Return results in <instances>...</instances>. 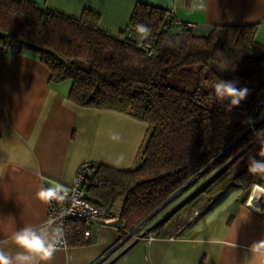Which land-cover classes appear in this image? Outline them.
I'll use <instances>...</instances> for the list:
<instances>
[{
  "label": "trees",
  "instance_id": "trees-1",
  "mask_svg": "<svg viewBox=\"0 0 264 264\" xmlns=\"http://www.w3.org/2000/svg\"><path fill=\"white\" fill-rule=\"evenodd\" d=\"M99 19L91 9L72 17L28 0H0V45L37 52L50 80H70L68 98L75 104L117 110L150 127L138 167L90 163L88 199L132 230L204 171L232 168L229 184L240 190L243 204L254 185L264 187V176L248 171L250 159H264L255 135L264 130V117L242 135L255 104L264 115V44L255 38L257 24L216 25L197 35L170 10L141 2L128 34L103 31ZM138 24L150 28L146 38ZM144 40L152 42L151 54ZM219 79H238L250 90L231 112L214 96ZM83 231L81 221L70 220L67 245L86 244Z\"/></svg>",
  "mask_w": 264,
  "mask_h": 264
},
{
  "label": "crops",
  "instance_id": "crops-1",
  "mask_svg": "<svg viewBox=\"0 0 264 264\" xmlns=\"http://www.w3.org/2000/svg\"><path fill=\"white\" fill-rule=\"evenodd\" d=\"M28 1L72 17L91 9L112 35L128 34L135 5L149 3L171 10L197 35L216 25L257 24L255 38L264 44V0ZM70 86L67 79L50 80L32 49L0 59V248L12 256L19 250L16 231L57 225L48 203L36 197L41 186L71 184L86 161L122 170L141 163L149 125L117 110L79 106L68 98ZM237 197L201 214L194 209L167 233L148 230L149 239L122 241L121 221L109 216L86 244L58 246L50 264H248L250 246L264 239V197L259 210Z\"/></svg>",
  "mask_w": 264,
  "mask_h": 264
},
{
  "label": "clouds",
  "instance_id": "clouds-1",
  "mask_svg": "<svg viewBox=\"0 0 264 264\" xmlns=\"http://www.w3.org/2000/svg\"><path fill=\"white\" fill-rule=\"evenodd\" d=\"M136 31L146 38L151 30L144 24H138ZM213 92L216 100L228 112L239 107L250 94L247 87L239 86L238 79L217 80L213 86ZM254 122L252 117H248L244 121L249 125ZM255 135L258 142L264 145V130H257ZM261 156H264V151L261 152ZM248 171L253 175L264 176V159H250ZM66 195L67 190L60 185L56 187L41 186L36 193V197L44 203H49L54 199L64 200ZM12 239L19 250L12 256L0 248V264H50L58 250V245L63 242V229L59 225L53 227L51 224L40 227L28 225L16 231ZM249 252L251 257L248 264H264V239L254 242L250 246Z\"/></svg>",
  "mask_w": 264,
  "mask_h": 264
},
{
  "label": "rangeland",
  "instance_id": "rangeland-1",
  "mask_svg": "<svg viewBox=\"0 0 264 264\" xmlns=\"http://www.w3.org/2000/svg\"><path fill=\"white\" fill-rule=\"evenodd\" d=\"M260 116L261 114L258 113L253 114L252 118L255 122L250 125L251 131H255L260 122ZM219 169L220 167L210 172L204 171L195 177L189 185L165 202L153 216L145 222L142 221V225L135 231L154 229V232L159 230L161 233H167L179 226L186 215L191 214L194 209H198L201 214L200 211L205 208H211L220 205V203L224 204L227 201L231 202L235 196L240 194L237 189L235 190V187L229 184L233 169L225 167L218 173ZM119 205L118 201L115 209ZM166 217L167 219L164 221Z\"/></svg>",
  "mask_w": 264,
  "mask_h": 264
},
{
  "label": "built area",
  "instance_id": "built-area-1",
  "mask_svg": "<svg viewBox=\"0 0 264 264\" xmlns=\"http://www.w3.org/2000/svg\"><path fill=\"white\" fill-rule=\"evenodd\" d=\"M171 13L173 14L172 11ZM176 21L178 24L182 23L178 20ZM188 26L191 27V25ZM132 37L134 39L138 38L136 35H132ZM142 48L147 54H151L153 52V44L148 40H144ZM13 51L14 49L0 45V59H6ZM258 106L259 104L254 105L252 109V116L254 113H257ZM262 117H264V115L260 116L259 120H261ZM90 166V162H83L75 174L72 183L62 186L67 190V195L65 196L64 200L54 199L48 203V217L55 220L56 224L61 226L63 229V242L58 246L67 245L66 233L70 220H79L83 223V237L84 240L88 242L92 234L100 225L101 221L108 217L109 210L107 207L96 205L92 203L87 197L86 187L89 183L91 171ZM140 225H142V223L135 226L132 230H126L125 223L121 221V230L123 232L122 241L130 237L151 238L152 236L148 233V230H141L138 234H135V230L139 228Z\"/></svg>",
  "mask_w": 264,
  "mask_h": 264
},
{
  "label": "bare ground",
  "instance_id": "bare-ground-1",
  "mask_svg": "<svg viewBox=\"0 0 264 264\" xmlns=\"http://www.w3.org/2000/svg\"><path fill=\"white\" fill-rule=\"evenodd\" d=\"M264 197V187L260 185H256L252 188L248 199H247V204L257 210L260 209V199Z\"/></svg>",
  "mask_w": 264,
  "mask_h": 264
},
{
  "label": "water",
  "instance_id": "water-1",
  "mask_svg": "<svg viewBox=\"0 0 264 264\" xmlns=\"http://www.w3.org/2000/svg\"><path fill=\"white\" fill-rule=\"evenodd\" d=\"M251 130V127H250V125H249V127L245 130V132L242 134V135H244L245 133H247L248 131H250ZM242 135L239 137V138H237L235 141H234V143L235 142H237L241 137H242ZM229 147H231V145L229 146ZM186 185V184H185ZM174 195H176V194H174ZM173 195V196H174ZM172 196V197H173ZM161 207V206H160ZM160 207L158 208V209H156L154 212H152L147 218H145L144 220H143V222H145L149 217H151V216H153L159 209H160Z\"/></svg>",
  "mask_w": 264,
  "mask_h": 264
}]
</instances>
